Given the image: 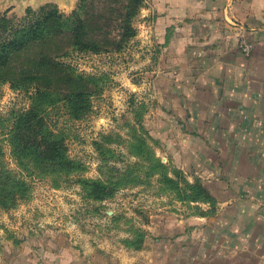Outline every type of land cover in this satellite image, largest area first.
Instances as JSON below:
<instances>
[{
	"label": "rangeland",
	"instance_id": "obj_1",
	"mask_svg": "<svg viewBox=\"0 0 264 264\" xmlns=\"http://www.w3.org/2000/svg\"><path fill=\"white\" fill-rule=\"evenodd\" d=\"M85 4L83 19L107 20L109 0ZM74 10L0 8V43L48 12ZM154 22L138 13L123 36L113 21L107 51L75 50L63 31L16 60L26 66L28 54H51L79 88L65 72L66 81L56 72L27 87L0 83V264L60 261V247L76 256L84 248L112 258L126 251L159 264H264L263 151L240 143L238 157L222 127L206 140V129L176 110L178 81L161 75L173 62ZM76 92L69 108L64 98ZM82 179L111 183L114 192L95 200Z\"/></svg>",
	"mask_w": 264,
	"mask_h": 264
},
{
	"label": "crops",
	"instance_id": "obj_2",
	"mask_svg": "<svg viewBox=\"0 0 264 264\" xmlns=\"http://www.w3.org/2000/svg\"><path fill=\"white\" fill-rule=\"evenodd\" d=\"M76 2L0 0V8L54 4L70 12ZM143 3L139 16L154 18L153 28L168 45L162 55H169L165 60L173 62V69L169 71L167 66L161 75L178 81L173 87L176 110L188 112L189 122L197 129L205 128L201 134L206 140L217 139L214 127L219 125L225 142L239 144L238 157L243 148L240 143H253L252 149L262 150L264 159V0ZM243 44L249 45L248 52L242 49ZM184 79H189L188 85ZM181 94H187L188 99L180 98ZM54 250L62 252V260L38 264H159L138 261L126 251L112 258L99 248H84L79 256L69 247Z\"/></svg>",
	"mask_w": 264,
	"mask_h": 264
},
{
	"label": "trees",
	"instance_id": "obj_3",
	"mask_svg": "<svg viewBox=\"0 0 264 264\" xmlns=\"http://www.w3.org/2000/svg\"><path fill=\"white\" fill-rule=\"evenodd\" d=\"M86 2L87 0H80L77 9L69 16H55L48 12L42 19L41 17L40 19L37 18L29 26L14 31L12 33L13 39L1 42L0 83L10 82L16 87H27L26 85H29L32 81L44 79L47 75L53 76L58 72L64 81L67 80L65 74L72 75L69 87L75 86V88H79V79L70 70H64V74L61 64L56 62V57L51 54H41L38 59H35L32 54H28L27 59L31 62L30 67H28L29 62L26 66H23L16 62V60L25 57L26 53L37 44L49 43L51 37L55 36V34L61 35L63 31H66L72 38V46L75 50L83 52H88L89 50L93 52L107 51L109 49L104 46L112 45V43H108L106 40L110 34L113 21L119 22L118 26L122 29L123 36H126V32L132 31L130 27L131 20L140 12L144 0H109L106 9L107 17L105 18L107 20L104 23H100L92 17L91 19L82 18V11L87 7ZM114 14H117L116 18ZM100 35H104L102 41L99 39ZM39 84L40 82L36 83V86ZM80 95H82L81 92H76L64 98L69 108L77 102V97ZM34 108L36 110V106ZM31 115L32 111L23 115L22 117L25 120H23L22 124L28 122ZM16 146L18 147V145ZM102 149L106 153L110 152L104 147ZM81 182L87 191V195L95 200L105 199L114 192L111 183L102 180L82 179Z\"/></svg>",
	"mask_w": 264,
	"mask_h": 264
},
{
	"label": "built area",
	"instance_id": "obj_4",
	"mask_svg": "<svg viewBox=\"0 0 264 264\" xmlns=\"http://www.w3.org/2000/svg\"><path fill=\"white\" fill-rule=\"evenodd\" d=\"M249 45L248 44H243L242 45V49L245 51V52H248L249 51Z\"/></svg>",
	"mask_w": 264,
	"mask_h": 264
}]
</instances>
